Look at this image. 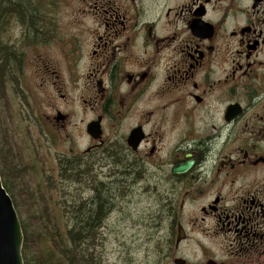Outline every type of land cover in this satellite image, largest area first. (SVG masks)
Masks as SVG:
<instances>
[{"label":"flooded vegetation","instance_id":"1","mask_svg":"<svg viewBox=\"0 0 264 264\" xmlns=\"http://www.w3.org/2000/svg\"><path fill=\"white\" fill-rule=\"evenodd\" d=\"M83 2L20 34L33 160L134 181L155 264H264V0Z\"/></svg>","mask_w":264,"mask_h":264},{"label":"rangeland","instance_id":"2","mask_svg":"<svg viewBox=\"0 0 264 264\" xmlns=\"http://www.w3.org/2000/svg\"><path fill=\"white\" fill-rule=\"evenodd\" d=\"M30 1L35 9L40 8L41 11L36 23L39 24L45 19L50 22L49 14H56L54 20L59 23L64 34L72 29L74 12L84 5V0ZM25 25L23 24L22 27L17 21L10 19L7 21V28L0 36L2 45L11 48V53L16 57V61L11 60L10 62L9 75L12 74V67L17 68L21 75L27 69L28 50L23 47V41L20 39ZM13 47L16 48V52ZM5 59L7 62H0V66L8 65V58ZM15 91L16 89L8 82L6 85L7 100H4L5 103H0V114L2 117L5 115L7 119L6 124L0 123V175L4 185L11 191L13 200L24 212V204L29 202L28 196L33 195L28 188L35 189L38 184L45 183L48 175L34 171L35 167L31 163L33 149L30 124L25 118L27 117L26 112L18 106L17 98L13 101L14 95L17 94ZM6 103L8 106L5 105ZM10 149L12 156L9 155ZM51 159L47 168L55 167L56 154H53ZM107 173L108 171L89 172L81 182L77 183L71 179L57 181L56 185L59 188L65 187L72 190L78 202H89L96 198L99 193L97 189L106 192V190L119 189L118 186L121 185L123 187L122 197L112 200L110 204L112 211L106 215L99 230L98 241L91 248L94 250V257L100 264H155L158 258L154 251L157 240L153 239L151 244H146L148 230L143 225L148 215L155 210V205L141 196L134 181L124 183L126 181L121 179V175L108 177ZM147 253H149L148 256Z\"/></svg>","mask_w":264,"mask_h":264},{"label":"trees","instance_id":"3","mask_svg":"<svg viewBox=\"0 0 264 264\" xmlns=\"http://www.w3.org/2000/svg\"><path fill=\"white\" fill-rule=\"evenodd\" d=\"M40 12L30 0H0V23L10 19L34 23ZM88 173L80 172V182ZM63 177L73 179L74 171H63ZM52 184L47 177L35 189L28 188L33 195L28 196L24 212L15 202L24 233L25 264H100L91 248L98 241L106 215L112 211V200L122 197L123 187L106 192L97 189L96 198L78 202L72 190Z\"/></svg>","mask_w":264,"mask_h":264},{"label":"water","instance_id":"4","mask_svg":"<svg viewBox=\"0 0 264 264\" xmlns=\"http://www.w3.org/2000/svg\"><path fill=\"white\" fill-rule=\"evenodd\" d=\"M23 244L19 216L0 177V264H24Z\"/></svg>","mask_w":264,"mask_h":264},{"label":"bare ground","instance_id":"5","mask_svg":"<svg viewBox=\"0 0 264 264\" xmlns=\"http://www.w3.org/2000/svg\"><path fill=\"white\" fill-rule=\"evenodd\" d=\"M103 225V224H102Z\"/></svg>","mask_w":264,"mask_h":264}]
</instances>
